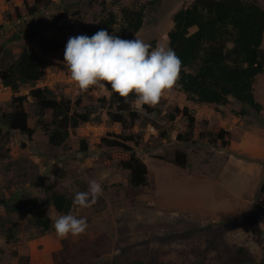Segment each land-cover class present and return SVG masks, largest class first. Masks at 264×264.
<instances>
[{
	"label": "rangeland",
	"instance_id": "374dc122",
	"mask_svg": "<svg viewBox=\"0 0 264 264\" xmlns=\"http://www.w3.org/2000/svg\"><path fill=\"white\" fill-rule=\"evenodd\" d=\"M34 1L0 0V25L4 24L0 40L25 31L28 22L41 16L56 22L55 29L28 40L44 62L46 77L38 85H50L58 97L74 102L82 98L86 105H96L103 122L81 126L58 148L49 145L40 128L32 140L12 133L5 144V138L0 137V196L45 199L53 188L74 197L88 189L90 179L101 184L103 194L91 208L75 207L71 214L86 218L88 227L80 236L67 239L55 234L54 220L62 214L52 205L40 212L53 220L46 233L31 224L26 213L9 215L0 206V264H113L119 256L128 264L138 251L151 262L264 264V215L257 216V204L264 197V74L258 76L254 87L263 105L261 113L252 109L250 115L238 116L244 106L233 97L229 108L196 104L177 83L152 111L145 106L139 109L133 130L142 134V140L134 147L149 168L150 184L134 189L118 166L130 154H114L108 165L109 156L96 146L101 137L124 130L109 120L107 110L97 102L110 99V85L82 92L70 80L63 62L70 37H91L97 32L103 3L116 10L149 0H120L117 5L113 0H51L48 10L31 17L28 6ZM193 1L156 0L135 37L168 48L175 13ZM258 2L264 7V0ZM18 11L24 16L21 20L16 19ZM43 40L48 41L45 46ZM29 92L25 88L21 95ZM33 102L29 100L27 109L34 116ZM9 103V96L0 92V107L8 110ZM186 107L196 120L191 141L180 140V135L188 132L189 122L184 111H176ZM31 125L35 127L34 121ZM223 129L229 133L228 145L218 140L210 143L209 133ZM83 139L88 140L86 152L82 151ZM180 152L187 155L189 167L171 162ZM7 221L21 223L17 242L3 238Z\"/></svg>",
	"mask_w": 264,
	"mask_h": 264
},
{
	"label": "trees",
	"instance_id": "16d2710c",
	"mask_svg": "<svg viewBox=\"0 0 264 264\" xmlns=\"http://www.w3.org/2000/svg\"><path fill=\"white\" fill-rule=\"evenodd\" d=\"M119 3L120 0H113V5ZM155 5L156 0H149L111 10L103 3L97 31L105 29L109 35L115 34L121 39L132 40L143 29L147 11ZM50 7L51 0H35L34 5L28 6L29 16L35 17ZM23 18L18 11L16 19ZM56 27V22L47 21L41 16L28 22L25 31H22L24 33L15 32L8 39L0 40V79L4 87L10 88L14 93L9 109L0 107V137L5 138V144L10 142L12 133L26 135L32 140L37 128H40L51 147H64L76 129L86 124L103 122L96 105H86L82 98L74 102L64 96L58 97L49 86L38 87L46 77L44 62L42 56L29 46L28 40L33 41ZM3 28L4 24H1L0 30ZM168 37V48L174 50L181 60L177 84L188 100L196 104L229 108L233 97L244 106L237 113L238 116H248L252 109L257 113L262 112L263 105L257 100L254 91L258 76L264 74V7L258 0H194L175 13L174 27ZM47 42L43 40L42 45L45 46ZM150 45L151 51L157 47V41ZM47 51L45 49L44 53ZM25 88L30 89L29 95L20 94ZM109 90L111 91L110 87ZM30 99L34 100L36 107L34 116L27 109ZM135 99L134 93L125 99L111 91L110 99L104 97L97 101L101 108L107 110L109 120L121 124L124 130L120 134L101 137L96 146L109 156L108 165H111L114 154H130L128 159L119 161L118 166L121 171L126 172L130 185L134 189H140L149 186L150 179L149 168L137 155L134 147L139 146L142 140V134L134 133L133 130L140 118L139 109L133 103ZM144 106L149 111L153 110L148 105ZM176 112H183L189 122L188 132L180 135V140H193L195 117L189 113L188 107L184 110L178 108ZM174 117L173 115L172 118ZM32 121L35 127L31 125ZM228 134L225 129L219 133L211 131L210 143L215 144L218 140L228 145ZM1 140L0 138V144ZM87 150L88 140L83 139L82 151ZM171 162L181 168L190 166L184 152L178 153L177 158ZM49 192L45 199L0 196V206L5 207L9 215L26 213L30 223L46 233L52 229L53 220L41 214L45 207L52 205L62 215L72 213L76 207L73 205V196L57 192L53 188H49ZM263 203L264 197L257 204L258 219L264 215ZM20 225L21 223L10 221L4 224L3 238L6 242L19 240ZM253 232L258 235L257 229ZM261 245L264 247V242ZM2 253L0 248V254ZM113 264L127 263L123 256H119L114 259ZM128 264L174 263L151 262L138 251Z\"/></svg>",
	"mask_w": 264,
	"mask_h": 264
},
{
	"label": "clouds",
	"instance_id": "9594fccd",
	"mask_svg": "<svg viewBox=\"0 0 264 264\" xmlns=\"http://www.w3.org/2000/svg\"><path fill=\"white\" fill-rule=\"evenodd\" d=\"M150 49L151 45L141 39L125 40L101 29L91 37H70L63 65L70 80L82 92L93 86L105 89L107 84L122 98L134 93L136 99L133 103L138 109L144 105L155 107L176 86L181 60L171 48L158 45ZM0 85L2 90L1 79ZM46 86L50 87L38 85ZM10 92H2L1 95L9 96L11 101L14 93L11 89ZM102 194L101 184L90 179L88 189L75 194L73 205L81 209L91 208ZM87 227L86 218H77L71 213L58 215L53 223L55 234L60 239H67L69 235L78 237L86 232Z\"/></svg>",
	"mask_w": 264,
	"mask_h": 264
},
{
	"label": "built area",
	"instance_id": "2783aa9c",
	"mask_svg": "<svg viewBox=\"0 0 264 264\" xmlns=\"http://www.w3.org/2000/svg\"><path fill=\"white\" fill-rule=\"evenodd\" d=\"M3 90V91H2ZM2 90H0V92L2 93V92H6V93H9L10 92V89L9 88H6V87H4ZM11 93V92H10ZM9 93V94H10Z\"/></svg>",
	"mask_w": 264,
	"mask_h": 264
}]
</instances>
